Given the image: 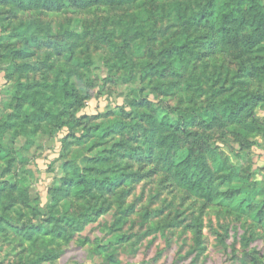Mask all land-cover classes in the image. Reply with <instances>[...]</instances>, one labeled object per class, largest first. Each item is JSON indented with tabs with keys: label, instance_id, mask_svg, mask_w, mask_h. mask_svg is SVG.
<instances>
[{
	"label": "rangeland",
	"instance_id": "1",
	"mask_svg": "<svg viewBox=\"0 0 264 264\" xmlns=\"http://www.w3.org/2000/svg\"><path fill=\"white\" fill-rule=\"evenodd\" d=\"M203 1L0 7V264H264V42L247 53L244 29L198 61L173 62L166 78L140 75L177 32L175 5ZM126 34L130 70L98 40L119 50ZM139 112L191 125L147 156ZM115 122L124 132L101 137Z\"/></svg>",
	"mask_w": 264,
	"mask_h": 264
},
{
	"label": "trees",
	"instance_id": "2",
	"mask_svg": "<svg viewBox=\"0 0 264 264\" xmlns=\"http://www.w3.org/2000/svg\"><path fill=\"white\" fill-rule=\"evenodd\" d=\"M137 1L139 0H0V7H14L18 10L26 8L58 10L63 8L66 4L73 7H94L98 5L123 6ZM247 4L248 0H205L200 3L189 2L176 4L175 8L178 12L176 19L177 32L171 33L173 36L171 37L170 43H167L165 48L157 53L149 51V55L145 56V59H148H144L145 61L141 63L140 75H143V78L148 80L154 77L159 79L166 78L165 70L171 71L173 62L186 65L190 63V57L194 56L195 61H198L209 53L217 52L219 47L227 46L225 45L227 41H235L239 33L244 29L250 33L244 42H242L244 50L249 53L248 51L255 48L259 43L264 42V10L256 1H254L251 7H248ZM249 16L251 17L249 18ZM105 27H107L106 24ZM19 29H21L20 26L15 27L16 31ZM135 34H137L136 31ZM109 35L112 36L114 34L110 33ZM109 35H100L98 40H101L102 44L107 43L114 48L112 52L113 58L115 59V66L123 65L124 70H130L129 67L136 68L135 65L132 64V59H129L127 53L131 51L129 43L127 42V34L124 39L122 36L120 37L125 44L124 48L119 50H116V46L112 43V39ZM137 37L138 35H135V38ZM195 43H197V49L194 46ZM16 69L18 72L22 73L28 70H34V68L28 64L17 65ZM55 84L58 83L54 82L50 85L54 86ZM17 85L19 97H26V94L21 91V89H24L22 83L17 80ZM58 85L64 87L65 83ZM63 91L62 94L66 98V102H69V92H66V90ZM20 98L18 99L19 101L22 100ZM257 100H259V97L251 98L250 100L248 99L240 103L237 110L231 111L232 118L241 120V115L244 114V110L251 107V102L256 103ZM31 102L36 107V112L39 116L37 118L48 120V117L51 116L49 106H46L37 99H33ZM140 102L142 106L146 104L142 103V101ZM65 106L68 109L71 108L70 103H67ZM16 112L19 114L18 110ZM137 115L139 120L144 119L142 122L146 123L147 129L138 126L139 129L134 137L137 141H140V145L143 147V151L147 153V156H150L156 148L163 150V146L168 137H171L176 132L184 131V129L189 127L188 125H191V123H184L182 120H178L176 123L168 120L163 121L146 112H139ZM9 118H7V121ZM5 126L11 128L14 126V123H6ZM125 128L123 123L115 122L112 123L111 127L107 125L105 128H100V136L106 138L111 134L123 133V129ZM126 154V156H128L131 153L127 152ZM186 154L188 153L182 151L174 155L172 157L173 164L179 166L184 160L182 157ZM6 156H8L7 153L0 147V158ZM119 178L120 177H115L117 180ZM113 182L112 179H105V181H102V186L105 187L108 184L112 186L114 184ZM191 183L197 186V189L200 190L202 195L205 194L208 198L210 197L212 191L209 184L206 183L203 185L200 180ZM108 190H110V187Z\"/></svg>",
	"mask_w": 264,
	"mask_h": 264
}]
</instances>
